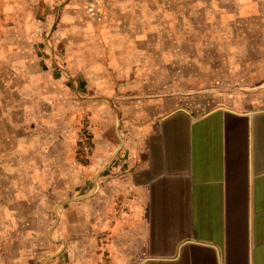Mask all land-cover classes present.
<instances>
[{
  "label": "crops",
  "instance_id": "1",
  "mask_svg": "<svg viewBox=\"0 0 264 264\" xmlns=\"http://www.w3.org/2000/svg\"><path fill=\"white\" fill-rule=\"evenodd\" d=\"M6 27L0 13L1 90L45 112L43 137L83 113L93 122L84 193L59 216L79 239L70 264H264V76L240 78L227 103L201 109L178 100L159 45L135 38V26L68 25L60 54L17 40L9 59Z\"/></svg>",
  "mask_w": 264,
  "mask_h": 264
},
{
  "label": "rangeland",
  "instance_id": "2",
  "mask_svg": "<svg viewBox=\"0 0 264 264\" xmlns=\"http://www.w3.org/2000/svg\"><path fill=\"white\" fill-rule=\"evenodd\" d=\"M19 1L0 0L8 59L19 49L17 40L34 55H58L62 46L54 44L62 45L68 25L92 31L105 23L135 26V38L159 45L152 49L167 62V86L183 92L178 100L185 104L227 103V87L264 76V0ZM34 106L14 88L5 94L0 87V264H70L68 248L75 247L78 258L79 239L59 216L65 202L84 193L78 171L94 156V126L83 113L73 124L63 122L53 140L43 137L45 112ZM84 117L92 123L94 149L88 163L79 164L73 134Z\"/></svg>",
  "mask_w": 264,
  "mask_h": 264
},
{
  "label": "built area",
  "instance_id": "3",
  "mask_svg": "<svg viewBox=\"0 0 264 264\" xmlns=\"http://www.w3.org/2000/svg\"><path fill=\"white\" fill-rule=\"evenodd\" d=\"M74 158L79 164H87L93 153L92 123L87 118H81L73 134Z\"/></svg>",
  "mask_w": 264,
  "mask_h": 264
}]
</instances>
